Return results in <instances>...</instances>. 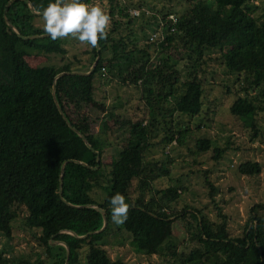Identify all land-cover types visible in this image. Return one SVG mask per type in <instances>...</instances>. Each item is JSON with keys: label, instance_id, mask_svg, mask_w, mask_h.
<instances>
[{"label": "trees", "instance_id": "1", "mask_svg": "<svg viewBox=\"0 0 264 264\" xmlns=\"http://www.w3.org/2000/svg\"><path fill=\"white\" fill-rule=\"evenodd\" d=\"M7 1L0 0V234L11 237L12 222L22 210L23 227L35 230L31 237L42 250L32 261L6 256L0 250V264H129L118 257L109 258L101 247L124 241L137 256L154 255L169 264H264V193L249 207L241 231L233 235L225 227L226 214L215 203L214 219L202 209L186 205L180 210L174 208L181 187L153 186L155 180L169 175L171 159L163 152L160 158H146L148 148L158 145L162 149L184 145L192 156L209 150L213 160L231 148L228 139L219 145L215 139L198 135L199 128L211 121L206 112L215 111L211 101L203 109L204 80L196 76L203 71L205 51H216L218 63L237 73L233 89H226L233 93L228 113L255 136L256 114H264V6L256 14L253 0H184L183 11L156 8L158 13L151 17L146 15L145 0H138L137 5L130 0H123V4L98 0L109 5L111 24L107 38L98 41V50L90 45L91 61L80 68L85 72L98 58L91 72L83 75L69 73L73 69L68 63L29 66L27 56L64 53L63 41L52 40L49 35L28 39L17 36L11 26L22 36L46 32L32 24L35 15L24 0L7 4L4 15L10 26L6 24L3 9ZM27 1L36 11L55 2ZM91 1L83 0L88 4ZM128 9H140L139 15L131 17ZM115 12L127 24L151 18L146 22L149 34L158 28L160 38L144 46L147 51L154 46V57L145 52V58L133 60L135 52L143 49L137 48V38L130 30L127 36L113 37L123 23L114 17ZM106 51L109 56L104 55ZM182 54L186 55L183 68L193 74H186L188 78L181 81L176 63ZM113 69V76L121 84L138 91L143 109L140 107L139 121L128 125L135 143L123 145L114 160L102 164L100 143L87 124L72 120L66 105L88 101L94 76ZM59 72L64 73L56 76ZM179 81L184 87L176 94ZM142 120L145 123L140 126ZM158 133L159 138L152 141ZM188 139L192 141L190 147ZM49 143L55 145L50 147ZM236 171L253 176L260 172V165L245 161ZM206 172L203 170L204 175ZM203 182L213 200L216 186L206 178ZM117 193L130 205L122 224L112 221L110 200ZM92 205L104 209L103 216ZM177 220L183 223L186 234L179 241L173 234ZM81 235L85 236L76 237ZM49 239L63 242L67 257L65 247Z\"/></svg>", "mask_w": 264, "mask_h": 264}, {"label": "rangeland", "instance_id": "2", "mask_svg": "<svg viewBox=\"0 0 264 264\" xmlns=\"http://www.w3.org/2000/svg\"><path fill=\"white\" fill-rule=\"evenodd\" d=\"M124 1L126 2V0ZM124 1L117 0L116 2L117 4H123ZM96 2L94 1L91 4ZM98 2L108 13L109 5L104 1ZM130 3L137 5L138 0H130ZM145 3L147 5V8H145L146 15L151 17L158 13L156 8L163 10L171 7L181 12L185 5L184 0H145ZM253 3L257 6L255 13H260L261 8L264 6V0H253ZM151 7L153 9H149ZM114 17L123 23L113 33V37L127 36L130 30L133 33L132 37L137 38V48L143 49L135 52L133 60L135 61V57L145 58V52L151 55V58L154 57L152 51L154 46L148 51L144 46L147 41L155 40L148 39L151 29L146 22H150L151 18L136 19L133 23L127 24L124 18L116 12ZM32 24L35 27L44 28L43 15H35ZM62 41L64 53L30 55L25 57L26 63L31 67L39 65L60 66L68 63L69 68L73 69L72 71L78 72L79 69L83 72L84 69L80 66L82 64L85 66L87 61H91V46L71 36L62 39ZM215 52L205 51L203 53L205 63L198 62L203 69L200 73H196V76L204 80L203 109L208 106L207 101H211L210 106L213 105V110H215L211 113L206 112L205 115L211 117V121L209 123L206 121V126L199 128L198 135L215 139L219 145H222L228 139L231 148L225 151L223 156L213 160L209 150L192 156L187 154L184 145L174 149H170V146L162 149L158 145L148 148L146 158H160V153L163 152L168 154L169 160L171 159L169 175L161 176L155 180L153 186L156 189L167 185L181 187L180 195L173 204L174 208L180 210L186 205L202 209V212L208 218L214 219L216 210L213 205L215 203L220 212L225 213L227 216L225 219L226 229L235 235L241 231V226L247 217L251 204L261 200L264 193V114L261 112L256 114L257 132L255 136H252L253 132L249 127H241L239 122L228 113V106L233 99V93L232 91L231 93L226 92V89H233V80L237 73L228 71L220 65ZM104 55L109 56L110 54L106 51ZM185 56V54H182L176 63L181 72V81L188 78V76H185L186 74H193L192 71L187 72L183 68ZM112 71L115 72V69L111 70V73L105 71L102 76H94L92 81L94 89L88 97V101L77 105L70 103L66 105V110L72 120L87 124L88 131H91L93 138L100 143L102 147L100 157L102 164H108L114 160L118 149L123 145L135 143L136 140L129 135L128 125L136 124V121H139L138 119L142 116L138 91L131 86L121 84V81L113 76L114 72ZM181 81L176 83V94H180L184 87ZM144 123L145 120H142L139 125L142 126ZM158 135L159 133L156 134L155 138L153 137L152 141L159 138ZM118 139H120V142H114ZM186 143L189 147L192 145V141L189 139L186 140ZM53 145L55 144L49 143L50 147ZM245 161H256L260 165V172L253 176L238 174L236 171L237 165ZM203 170L207 171L205 175ZM205 178L216 186L213 200L209 197L208 187L203 182ZM95 197L98 198L99 196L95 194ZM24 214L21 210V216L12 222L10 238L7 239L0 234V250L6 256L22 257L32 261L36 254L40 253L41 255L40 251L42 249L31 237L32 233H36L35 230H27L23 227L21 217ZM173 234L177 241L186 237L181 221L174 222ZM110 239L113 240V238ZM101 247L105 249L109 258L118 257L129 264H169L164 259L157 258L154 255L150 257L137 256L127 241L122 242L120 245L105 244Z\"/></svg>", "mask_w": 264, "mask_h": 264}, {"label": "clouds", "instance_id": "3", "mask_svg": "<svg viewBox=\"0 0 264 264\" xmlns=\"http://www.w3.org/2000/svg\"><path fill=\"white\" fill-rule=\"evenodd\" d=\"M44 31L52 40L69 36L97 46L100 39H106L111 17L97 2L88 4L83 0H55L43 11ZM112 221L122 224L128 218L130 205L124 195L117 193L110 200Z\"/></svg>", "mask_w": 264, "mask_h": 264}, {"label": "water", "instance_id": "4", "mask_svg": "<svg viewBox=\"0 0 264 264\" xmlns=\"http://www.w3.org/2000/svg\"><path fill=\"white\" fill-rule=\"evenodd\" d=\"M11 1H12V0H8L7 3L5 4V8L3 9V18H4L5 22H6V24H8L9 26H10V24H9V22L6 20L4 13H5V10H6V6H7V4L10 3ZM24 1H25V3L27 4V6H28V8H29V10L31 11L32 14H34V15H43V11H44V10H42V11H36V10L31 6V4H30L27 0H24ZM11 29L16 33L17 36L21 37L22 39H28V38L38 37V36H39V37H40V36L42 37V36H47V35H48L47 33H43V34H39V35L22 36V35H20V34L17 32V30H16L15 28H13L12 26H11ZM95 48H96V50H98V46H95ZM97 58H98V57L96 56L95 59H94V61H93V63L91 64V66L89 67V69H88L87 72H76V71H70L69 73H79V74H83V75H88V74L91 72V70L93 69L94 64H95V61H96ZM63 73H64V72H59L56 76H59V75H61V74H63ZM52 87H53V86H52ZM53 99H54V103L56 104V107H57L58 112L62 115V118H64V116H63V114H62V111H61L60 107L57 105V103H56L54 97H53ZM64 119H65V118H64ZM65 120H66V119H65ZM66 124H67V126L71 127L70 124H69V122L66 121ZM72 129H73V128H72ZM73 130L76 132L75 129H73ZM76 133H77L79 136H81L80 133H78V132H76ZM83 141H84L85 145H86L88 148L91 149L89 143H88L85 139H83ZM98 160H99V157L96 156V161L98 162ZM80 163H81V162H80ZM63 164H64V162L61 164V167H60V174H59V178H58V193H59V195H60V181H61V177H62V168H63ZM81 164H82V163H81ZM92 207H93L94 209H96L97 211H99V212L102 214V216H103V214H104V209H102V208H100V207H98V206H96V205H92ZM104 224H105V219H104V217H103V225H102V227L104 226ZM63 231H65V230H60L59 233H61V232H63ZM84 236H85V235L76 236V237H78V238H82V237H84ZM49 242H50V243H59V244H62V245L65 247V250H66V257H67V254H68V248L65 246V244H64L63 242L55 241V240H53V239H49Z\"/></svg>", "mask_w": 264, "mask_h": 264}, {"label": "built area", "instance_id": "5", "mask_svg": "<svg viewBox=\"0 0 264 264\" xmlns=\"http://www.w3.org/2000/svg\"><path fill=\"white\" fill-rule=\"evenodd\" d=\"M94 1H97V0H94ZM94 1H91L89 4H91V3L94 2ZM139 11H140V9H139V10H138V9H128L129 15H130L131 17H133V16H138V15H139ZM168 18L172 19V21H173V20H174L173 14H172V13H169V14H168ZM149 32H150V31H149ZM156 37H159V38H160V33L158 32V28H157V31H156V32L152 31V32L150 33V35L148 36V39L153 40V39H155Z\"/></svg>", "mask_w": 264, "mask_h": 264}]
</instances>
